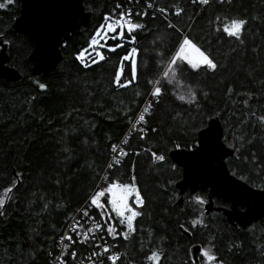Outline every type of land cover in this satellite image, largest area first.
Listing matches in <instances>:
<instances>
[{
    "label": "trees",
    "instance_id": "1",
    "mask_svg": "<svg viewBox=\"0 0 264 264\" xmlns=\"http://www.w3.org/2000/svg\"><path fill=\"white\" fill-rule=\"evenodd\" d=\"M128 1L84 0L93 11L90 23L61 44L62 60L44 76L32 70L28 59L32 40L13 31L20 0L11 4L0 0L6 4L0 8V35L8 43L9 63L23 73L17 81L0 78V196L12 188L0 208V264L46 263L56 255L71 217L96 188L104 190L112 182L131 184L133 177L144 197L143 206L137 208L142 215L134 222L136 231L125 240L120 233L126 226L112 213L110 222L117 235L110 237L122 252L116 264H153L147 259L153 251L161 254L160 264H193L190 248L196 242L202 249L211 245L221 264H264V218L243 228L222 212L199 215L190 198L194 193L207 195L206 189L188 190L184 201L178 202L175 183L182 168L169 156L175 147H195L197 130L218 114L236 142L237 155L226 159L230 171L264 188V121L260 119L264 117V0H210L207 5L193 0H130L140 7L132 22L144 27L131 34L125 28L123 39L99 38V44L90 47L105 17H112L118 5ZM148 3L166 9L167 17L145 10ZM177 8L183 10L179 15ZM232 19L247 22L239 40L222 31ZM184 33L207 51L217 67L193 69L178 61L176 79L169 83L163 71ZM133 48L137 49L136 77L121 87L115 77ZM97 53L104 59L99 60ZM131 65L132 60L123 61L121 83L132 80ZM154 87H160L161 94L152 100L144 130L129 132L127 155L107 169L113 146L128 132ZM187 91L196 94L194 102L178 98L187 97ZM152 152L163 153L166 159L157 163ZM215 199L220 203L221 198ZM102 202L107 205V194ZM101 211L92 209L106 230ZM197 214L203 223L193 227ZM180 225L191 235L183 233ZM91 248L74 238L66 264H82Z\"/></svg>",
    "mask_w": 264,
    "mask_h": 264
},
{
    "label": "water",
    "instance_id": "2",
    "mask_svg": "<svg viewBox=\"0 0 264 264\" xmlns=\"http://www.w3.org/2000/svg\"><path fill=\"white\" fill-rule=\"evenodd\" d=\"M93 11L84 0H20V13L13 20L14 32L28 35L34 46L28 56L32 70L44 76L55 70L63 58L61 44L71 40L91 21ZM10 53L4 35H0V78L17 81L23 73L9 63ZM197 144L193 148L175 147L170 158L182 168V176L175 185L179 190L178 202L184 201L186 191L208 189L205 212H222L232 224L245 228L264 218V188L255 187L233 174L227 163L236 156V142L232 129H226L221 117L214 114L197 130ZM16 173L14 166L11 168ZM216 198L230 201V205L216 202ZM183 233L191 235L183 225ZM191 255L200 263L202 245H191Z\"/></svg>",
    "mask_w": 264,
    "mask_h": 264
},
{
    "label": "snow or ice",
    "instance_id": "3",
    "mask_svg": "<svg viewBox=\"0 0 264 264\" xmlns=\"http://www.w3.org/2000/svg\"><path fill=\"white\" fill-rule=\"evenodd\" d=\"M194 3L199 2L201 4L207 5L210 0H193ZM13 3V0H7V4ZM6 7L5 3H0V8ZM119 7V6H118ZM151 7V5H149ZM161 12L166 11L165 9H160ZM183 10L177 8L176 14L179 15ZM139 15V13H138ZM146 15V13H145ZM105 25L101 26V29L97 31L96 37H100L101 39H104L108 37V33L112 32L115 33L113 35L112 39H123L124 37V30L127 28V31L129 34H131L136 29H141L144 27L143 24L139 23H133L131 20V11L127 13H121L119 18H113V17H105ZM247 22L243 19H232L229 23H226L223 26L222 31L229 37H235L236 39H240L242 32L244 30V26ZM170 27H174L173 25H169ZM117 29H119V32H117ZM220 31V29H217ZM103 33V35H102ZM94 37L91 41L90 47L95 46L99 44V40ZM132 41H135V37H132ZM122 45H117V47H120ZM112 51H115V48L110 49ZM87 52V49L85 50ZM137 54V49L133 48L131 49L130 53L123 57L121 61V68L118 71L115 82L119 84L121 87H126L128 84L132 83L133 80H135L136 77V61L135 56ZM97 56L99 57V60H103L104 56L101 53H97ZM79 59L83 62L85 59L84 52L80 54ZM125 60H132V80H129L125 83H121V75L123 74V61ZM187 62L188 65L191 66L193 69H199L200 67H207L209 69L215 70L217 65L214 62V60L210 57V55L207 53L206 50H202L196 43L193 42L192 39H190L187 35H185L179 45V48L176 52V54L171 58V60L167 63L164 71H163V77L168 80L169 83H172L176 79V66L177 62ZM93 63H97L98 60L93 59ZM86 67L90 66L89 64H85ZM155 84H159L160 81L157 80L154 82ZM40 87H45L44 85H40ZM189 91H191L189 89ZM161 94V88L160 87H154L152 95L153 96H159ZM196 94L194 92H191L190 97H185L184 95H180L178 98L182 101H187L189 103H192L195 101ZM151 105H149V108ZM149 108H145L144 112H148ZM262 121H264V117H260ZM145 120L144 114H140L139 121L143 122ZM117 146H113V152H116ZM120 156L127 155V153L121 152L119 153ZM155 160H163V156H156L153 153ZM114 162L119 163V159L114 157ZM109 167H112L110 164ZM12 188H8L4 190L3 197L0 198V208H3L6 198H10L9 193H11ZM108 195V203L105 205L102 202V198L105 197V195ZM131 200V203L129 202ZM197 202L203 204L204 201L200 198H197ZM91 204L96 206L97 208L101 209V217L104 219L105 224L107 225V232L109 235L115 236L117 235L116 229L113 226V224L110 222L112 219V213H115L117 217H119V223L121 225L126 226V231L120 233V235L123 236L125 240H127L130 236V234L134 233L136 231L135 228V220L137 217L142 215L141 212L137 210L138 207L143 206V198L140 196L139 189L135 185V177H133V183L131 184H121L119 182H112L106 189L99 191L96 196H94L91 200ZM133 204L136 205V207H133ZM111 209V211H108V209ZM87 215V212L84 213ZM106 217V219H105ZM192 226L195 227L198 224H202V219H196L193 220ZM83 225L77 224L71 229V231L76 232L78 228H82ZM103 225L100 223H96L93 227H89L86 231L83 232V240L89 239V233H95L98 230H102ZM63 239H67L69 241H72L71 236H65ZM83 240L81 242H83ZM67 247V245H66ZM104 252H108V248L103 249ZM93 255H100V253H94ZM201 256L205 258V264H221L218 257L214 253V251L209 248H204L201 253ZM73 257H75V253H73ZM109 260L112 262V264H116V261L120 259L118 255L115 256H109ZM149 261H152L153 264H160L161 254L157 251H153L150 256L147 257ZM195 264V261L193 262Z\"/></svg>",
    "mask_w": 264,
    "mask_h": 264
},
{
    "label": "built area",
    "instance_id": "4",
    "mask_svg": "<svg viewBox=\"0 0 264 264\" xmlns=\"http://www.w3.org/2000/svg\"><path fill=\"white\" fill-rule=\"evenodd\" d=\"M149 5H151V7H149ZM118 6L119 7L115 10V12L112 16L113 18H119L120 14L122 12L127 13L130 10L131 11V20H132L133 14L137 13V11L140 9V7L137 5V2H132L130 0L126 4L120 3ZM143 8L145 10H149V12H151L153 14L159 13L160 15L165 16V18L167 17L166 14L168 13V11L165 9L166 11L161 12L160 9H163V7H161V6H156V5L154 6L152 3H148V5H146ZM105 23H106V21H105ZM170 24L172 25L173 23L170 22ZM110 33L111 32L108 33V37H106L104 39H101V38L100 39L102 41H105V39L110 38L112 36V35H110ZM185 35H187V34L184 33L182 37H184ZM152 92L150 93V95L148 96L146 101L144 102L143 106L138 111V113H137L136 117L134 118V121L132 122L131 127L128 130V132L120 140V142L116 145L117 150H116V152L112 153L111 160L107 166V169L113 168V164L115 163L114 159H113L114 157H116L120 160L121 158H124L126 156V155L120 156L119 153L121 152V150L126 153V146L128 143L129 132L131 130H135V129L139 130V131L144 130L145 125H146V116L149 113V111L145 113L144 109L149 108V105H152V100L154 98V96L152 95ZM142 113L145 116V120L143 122H140L139 116ZM153 153L156 156H163L164 159L163 160H155ZM151 156H152V159L156 162H161V161H164L166 159V156L163 153H159V152H152ZM110 164L112 165L111 168L109 167ZM91 197L86 202H84L79 207V209L74 213V215L71 217L63 235L58 240V249H57L56 255L53 256L49 261H47L44 264H66L65 255H66L67 248H68L69 244L73 243L74 238H77L79 241H82L83 240V232L86 231L89 227H93L96 223H100V221H98V219L96 218V216L92 212L94 205L91 204V200H92ZM85 212H87V215L84 214ZM77 222H79V224L83 225V227L78 228L76 232L71 231V229L77 224ZM66 235L71 236L72 241H69L67 239H63ZM83 242L90 244L92 248L90 249L89 253L86 255L87 258L83 261L82 264H105L106 261L109 260V258H108L109 256L118 255L120 257L122 254L121 249L118 246L119 245L118 242L111 239L110 235L104 229V227L102 228V230H98L94 234L89 233V239L83 240ZM66 245H67V247H66ZM104 248H108L109 251L104 252L103 251ZM94 253H100V255H93Z\"/></svg>",
    "mask_w": 264,
    "mask_h": 264
},
{
    "label": "rangeland",
    "instance_id": "5",
    "mask_svg": "<svg viewBox=\"0 0 264 264\" xmlns=\"http://www.w3.org/2000/svg\"><path fill=\"white\" fill-rule=\"evenodd\" d=\"M115 7V6H114ZM101 29V26L99 27V30ZM119 32V31H118ZM102 35H103V33H102ZM110 35H112L113 36V33L111 32L110 33ZM99 38L100 37H97V39L99 40ZM99 41H101V40H99ZM135 61H136V56H135ZM190 92L189 91H187V93H186V96L187 97H190ZM192 135V133H190L189 134V137ZM194 142V141H193ZM197 142H198V140L196 141V144H197ZM127 145H128V143H127ZM128 150H129V148H128V146H126V153L128 152ZM151 159H152V156H151ZM153 160V159H152ZM156 162V161H155ZM158 163V162H157ZM111 168V167H110ZM108 174V173H107ZM106 174V175H107ZM137 187V186H136ZM138 188V187H137ZM139 189V188H138ZM99 191H98V189L96 188L95 189V191H93V193L91 194V199L94 197V196H96V194L98 193ZM139 192H140V189H139ZM194 196H192L190 199L193 201V203L196 205V212H198L199 213V215H202V214H205V208H204V204H205V202L207 201V195H197L196 193H194L193 194ZM140 196L143 198V203H144V197L142 196V194H141V192H140ZM3 197V196H2ZM1 196H0V198H2ZM89 197V198H90ZM197 198H200L201 200H203L204 201V203L203 204H201V203H198L197 202ZM96 207V206H95ZM98 210L100 211L101 209H99L98 208ZM198 215V214H197ZM199 215L197 216V218L199 219ZM211 248L212 249V247H211V245H205L204 246V248ZM203 248V249H204ZM202 249V250H203ZM213 250V249H212ZM202 264H205V258L203 257V261H202Z\"/></svg>",
    "mask_w": 264,
    "mask_h": 264
},
{
    "label": "flooded vegetation",
    "instance_id": "6",
    "mask_svg": "<svg viewBox=\"0 0 264 264\" xmlns=\"http://www.w3.org/2000/svg\"><path fill=\"white\" fill-rule=\"evenodd\" d=\"M229 157H231V156H229ZM207 190V193H208V189H206ZM207 199H208V196H207ZM216 200V199H215ZM221 204H222V202L224 203L223 205H226V206H229L230 205V201L229 200H225V199H223V198H221V199H219L218 200ZM217 202V201H216ZM219 203V204H220Z\"/></svg>",
    "mask_w": 264,
    "mask_h": 264
}]
</instances>
